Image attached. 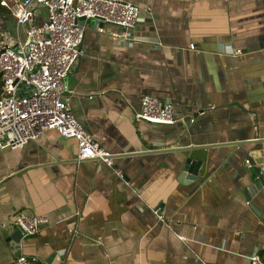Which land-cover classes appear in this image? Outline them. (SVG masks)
<instances>
[{
  "label": "crops",
  "instance_id": "0c3cea01",
  "mask_svg": "<svg viewBox=\"0 0 264 264\" xmlns=\"http://www.w3.org/2000/svg\"><path fill=\"white\" fill-rule=\"evenodd\" d=\"M125 1L140 7L131 41L89 25L66 80L76 119L115 166L78 161L77 142L55 130L0 150V264L18 258L9 241L20 214L48 221L18 251L39 264L264 256V186L246 197L249 142L264 139V0ZM46 19L41 8L35 22ZM145 95L171 103L176 123L138 121ZM187 160L202 162L197 178Z\"/></svg>",
  "mask_w": 264,
  "mask_h": 264
},
{
  "label": "built area",
  "instance_id": "2783aa9c",
  "mask_svg": "<svg viewBox=\"0 0 264 264\" xmlns=\"http://www.w3.org/2000/svg\"><path fill=\"white\" fill-rule=\"evenodd\" d=\"M41 8L47 19L36 24ZM139 15L140 7L125 0H0V23L9 16L6 23L14 28L0 31V150L21 149L55 130L77 142L78 161L96 160L113 168L115 156L76 119L67 96L73 91L66 80L82 56L89 25L100 33H105V24L120 27L125 32L113 36L131 41ZM136 119L158 125L177 121L173 105L153 95L143 97ZM47 223L43 217L20 214L16 227L26 236H37ZM249 262L264 264V256L252 254ZM15 264L39 263L20 255Z\"/></svg>",
  "mask_w": 264,
  "mask_h": 264
},
{
  "label": "water",
  "instance_id": "95a60500",
  "mask_svg": "<svg viewBox=\"0 0 264 264\" xmlns=\"http://www.w3.org/2000/svg\"><path fill=\"white\" fill-rule=\"evenodd\" d=\"M20 2H23L24 0H19ZM86 23H93V21L88 20ZM85 21H81V25H84ZM251 143L253 146L251 148V154H250V167L252 169V180H253V186L248 188V192L250 194H246L247 200H251L252 193L260 190L264 186V139L256 138L253 140ZM202 162L201 161H193V160H187L185 167H184V172H189L192 176L198 177V171L199 167L201 166ZM199 166V167H198ZM198 167V170H197ZM196 169V170H194ZM25 235V232L20 228L16 227L14 233L10 237V246L13 249L14 252H16L19 257V247H20V242Z\"/></svg>",
  "mask_w": 264,
  "mask_h": 264
},
{
  "label": "trees",
  "instance_id": "16d2710c",
  "mask_svg": "<svg viewBox=\"0 0 264 264\" xmlns=\"http://www.w3.org/2000/svg\"><path fill=\"white\" fill-rule=\"evenodd\" d=\"M0 93H1V80H0Z\"/></svg>",
  "mask_w": 264,
  "mask_h": 264
}]
</instances>
